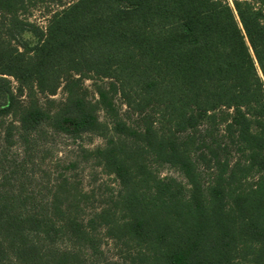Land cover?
<instances>
[{"label":"trees","instance_id":"obj_1","mask_svg":"<svg viewBox=\"0 0 264 264\" xmlns=\"http://www.w3.org/2000/svg\"><path fill=\"white\" fill-rule=\"evenodd\" d=\"M27 1L0 0V264H264V0H45L43 29ZM48 132L103 145L31 176L7 152Z\"/></svg>","mask_w":264,"mask_h":264},{"label":"rangeland","instance_id":"obj_2","mask_svg":"<svg viewBox=\"0 0 264 264\" xmlns=\"http://www.w3.org/2000/svg\"><path fill=\"white\" fill-rule=\"evenodd\" d=\"M227 1L231 3L232 0ZM61 9V7L54 5L49 1L44 0L43 2H38V0H28L24 8L18 13V17L21 20H25L27 23H31L43 29L47 25L51 16ZM3 17L4 16L0 14V32L6 29V22ZM25 37L26 39H32L29 34H26ZM89 84L90 83L88 81L85 82V85L88 86ZM91 94L92 93H90L89 97L93 98ZM63 97V92L59 89L57 94L51 97V99L58 102L61 101ZM39 98L43 101L44 96H39ZM120 103L119 98H116V104L120 105ZM122 109L125 110L124 107H122ZM99 117L101 120H104V115L101 112L99 113ZM40 139H38L39 142L35 144L31 143L28 147L21 146L20 143H15L7 152V154L11 156V159H17L18 163L25 160V163L28 164L26 168L27 174L29 173L31 176L41 175L42 177H45L46 168L48 169L46 171L54 170L55 168L60 169L58 167H54L57 161L59 160L62 163L72 161L75 158L76 151L79 147L91 150L103 145L102 139L92 135H83L74 141L68 136L48 132L46 137L43 138L41 136ZM79 170L80 171L78 172L82 175L80 177H82L84 181L83 184L86 189H93L97 196L107 192L108 189H114L116 186L112 176H105L104 174H101L98 169H93L91 164L80 166ZM158 174L161 177L170 176L178 180H182L181 176L167 165L159 167ZM27 185V189L30 188L29 190H33L32 187L36 185V181L29 179ZM30 185L31 187H29ZM104 249L107 257L115 254L109 245H105Z\"/></svg>","mask_w":264,"mask_h":264}]
</instances>
